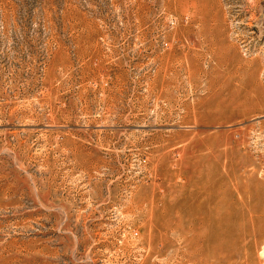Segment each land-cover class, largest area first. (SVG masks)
<instances>
[{
  "label": "rangeland",
  "instance_id": "374dc122",
  "mask_svg": "<svg viewBox=\"0 0 264 264\" xmlns=\"http://www.w3.org/2000/svg\"><path fill=\"white\" fill-rule=\"evenodd\" d=\"M174 186L263 262L264 0H0V264H175Z\"/></svg>",
  "mask_w": 264,
  "mask_h": 264
},
{
  "label": "bare ground",
  "instance_id": "6f19581e",
  "mask_svg": "<svg viewBox=\"0 0 264 264\" xmlns=\"http://www.w3.org/2000/svg\"><path fill=\"white\" fill-rule=\"evenodd\" d=\"M179 179H181V176H178ZM182 181V180H181ZM178 183V181L176 182ZM181 186V185H180ZM206 186V185H205ZM223 186V185H222ZM226 187V185H225ZM224 187V188H225ZM227 188V187H226ZM180 192H181V188L179 186H174V198L176 199V203L174 205V211L173 212V217H172V237H173V241L176 243V248L174 250V259H175V264H192L191 260L193 258L192 254H196V252L199 251V248L197 246H195L194 243V235L195 232H193V230L191 229L192 225H193V221L194 218L196 217V213H201L202 210H196V213L191 210L190 206L186 203V205L181 206L179 204L178 199L180 197ZM175 201V200H174ZM227 200L223 199L220 201L219 203V209L218 207H216L217 212L220 210L221 207V217H220V226L218 227L219 231H220V239L216 238L217 240H223V242H227V240H239L242 239V237L245 234V231H243L242 229V225L238 224L236 225L235 229H233V231L228 230L229 227L232 226V220L229 216H227L229 214V211L227 210L228 206L226 207ZM209 205V204H208ZM199 208V207H198ZM207 208V207H206ZM209 208V207H208ZM227 208V209H226ZM212 209V208H211ZM264 210V209H263ZM255 211V210H254ZM216 212V211H215ZM216 212V213H217ZM256 212V211H255ZM218 214V213H217ZM210 213L207 214L205 213L203 216H201V219L203 221H205V223L200 226H202L203 228L206 227V223L207 225L209 220L208 218L210 217ZM216 215V214H215ZM233 215V213H232ZM231 215V216H232ZM212 216V215H211ZM216 217V216H215ZM233 218V217H232ZM253 218V217H252ZM197 219V217H196ZM195 219V220H196ZM259 219V218H258ZM254 221V219H252ZM252 221V222H253ZM260 221V220H259ZM246 222V221H245ZM244 222V223H245ZM255 222V221H254ZM262 225V224H261ZM199 226V225H198ZM248 226V225H247ZM264 226V225H263ZM194 227V226H193ZM254 227V224H253ZM216 228V227H215ZM250 228V227H249ZM255 229V228H254ZM247 230V229H246ZM260 227L257 225V228L255 230V234L256 231H259ZM262 231V230H261ZM248 233V231H246ZM260 233V231H259ZM264 233V231H263ZM170 235V234H169ZM207 236V234H206ZM257 236V235H256ZM197 239V238H196ZM195 239V240H196ZM200 239V238H199ZM198 239V240H199ZM208 240V239H206ZM246 240V239H245ZM197 241V240H196ZM243 241V239H242ZM247 241V240H246ZM264 241V240H263ZM173 242V243H174ZM222 242V241H221ZM207 243V242H206ZM247 243V242H246ZM244 243V244H246ZM237 244V243H236ZM239 245V244H238ZM210 246V245H209ZM230 246V245H229ZM237 246V245H236ZM240 246V245H239ZM244 246V245H243ZM223 247V246H221ZM238 248V247H237ZM241 248V247H240ZM223 249V248H222ZM218 250V249H217ZM230 250V249H229ZM259 250V249H258ZM226 253H229L228 251ZM231 253V252H230ZM229 253V255H230ZM259 256L261 257V259L263 260V262L261 264H264V242L261 246L260 251L258 252ZM208 254V253H207ZM216 254V253H215ZM214 254V255H215ZM233 255V254H232ZM205 256V254H204ZM231 256V255H230ZM209 257V256H208ZM216 257V256H215ZM224 257V256H223ZM206 258V257H205ZM225 258V257H224ZM223 259V258H222ZM227 259V258H226ZM224 260V259H223ZM225 262V260H224Z\"/></svg>",
  "mask_w": 264,
  "mask_h": 264
}]
</instances>
